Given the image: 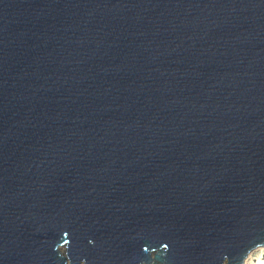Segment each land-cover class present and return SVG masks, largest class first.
<instances>
[{"label": "water", "instance_id": "water-1", "mask_svg": "<svg viewBox=\"0 0 264 264\" xmlns=\"http://www.w3.org/2000/svg\"><path fill=\"white\" fill-rule=\"evenodd\" d=\"M260 247L264 0H0V264Z\"/></svg>", "mask_w": 264, "mask_h": 264}, {"label": "bare ground", "instance_id": "bare-ground-1", "mask_svg": "<svg viewBox=\"0 0 264 264\" xmlns=\"http://www.w3.org/2000/svg\"><path fill=\"white\" fill-rule=\"evenodd\" d=\"M260 257L261 259H259ZM255 261H258V263H255ZM244 264H264V247L257 248L251 252Z\"/></svg>", "mask_w": 264, "mask_h": 264}, {"label": "rangeland", "instance_id": "rangeland-1", "mask_svg": "<svg viewBox=\"0 0 264 264\" xmlns=\"http://www.w3.org/2000/svg\"><path fill=\"white\" fill-rule=\"evenodd\" d=\"M255 259L257 260V258H255ZM259 259H261V257ZM255 263H258V261L257 262L255 261Z\"/></svg>", "mask_w": 264, "mask_h": 264}]
</instances>
